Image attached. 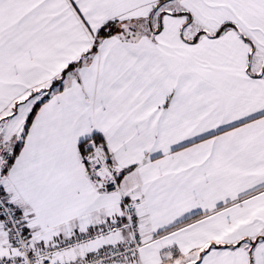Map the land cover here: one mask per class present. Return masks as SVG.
Instances as JSON below:
<instances>
[{
    "label": "snow or ice",
    "instance_id": "obj_1",
    "mask_svg": "<svg viewBox=\"0 0 264 264\" xmlns=\"http://www.w3.org/2000/svg\"><path fill=\"white\" fill-rule=\"evenodd\" d=\"M0 264H264V0H0Z\"/></svg>",
    "mask_w": 264,
    "mask_h": 264
}]
</instances>
